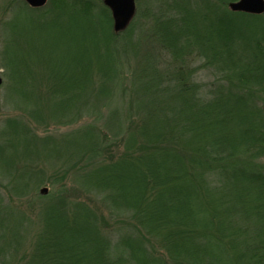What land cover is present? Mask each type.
<instances>
[{
	"label": "trees",
	"instance_id": "obj_1",
	"mask_svg": "<svg viewBox=\"0 0 264 264\" xmlns=\"http://www.w3.org/2000/svg\"><path fill=\"white\" fill-rule=\"evenodd\" d=\"M177 1L153 19L156 47L170 61L142 70L151 81L141 121L119 157L96 162L83 178L90 189L107 191L112 206L132 211L143 234L114 242L88 206L62 197L45 208L25 264H264V13L232 11L236 0H194L185 21ZM97 6L93 0L15 6L3 25L1 61L19 97L30 98L26 86L37 67L46 69L62 112L90 87L110 96L119 76L116 43L133 24L115 32L110 8ZM22 11L42 29L24 37L13 30ZM96 12L109 22L105 54L98 50L102 27L78 19ZM168 13L175 17L164 19ZM195 58L214 75L204 90L196 68H188ZM82 137L90 155L99 150L100 157L95 132Z\"/></svg>",
	"mask_w": 264,
	"mask_h": 264
},
{
	"label": "rangeland",
	"instance_id": "obj_2",
	"mask_svg": "<svg viewBox=\"0 0 264 264\" xmlns=\"http://www.w3.org/2000/svg\"><path fill=\"white\" fill-rule=\"evenodd\" d=\"M22 1L0 0V264L26 263L43 226L45 208L62 197L68 203L88 206L96 214L102 233L111 235L114 242L122 235L143 234L132 211L112 206L107 191L90 189L83 178L96 162L111 161L125 151L126 140L141 121V105L148 99L144 86L151 77L144 76L142 70L151 73L154 67L164 69L170 61V54L156 47L152 26L154 17L174 0H135L136 13L130 23L133 27L121 34L116 43L119 76L111 85L110 96H100L98 87L93 86L72 108L62 112L46 69L37 67L32 84L26 86L31 96L23 100L1 61L2 40L6 37L3 25ZM191 2L194 0L177 1L184 8L180 16L185 21L192 18ZM93 3L97 8L104 0ZM28 13L19 14V24L13 29L21 31L23 37L42 29L40 24L29 23L25 16ZM171 14L164 19L175 17ZM78 19L85 25L92 22L102 27L98 50L104 52L109 30L107 17L96 12L91 19ZM202 65L203 60L195 58L188 68H196L197 82L204 90V84L213 81L214 75ZM87 129L95 132V139L103 146L100 157L99 150L94 156L87 151L82 137ZM12 137L17 142L14 146ZM139 143L135 150H140ZM26 167L33 169V174L26 172ZM43 188L47 190L42 192ZM154 245L159 252L157 243Z\"/></svg>",
	"mask_w": 264,
	"mask_h": 264
},
{
	"label": "water",
	"instance_id": "obj_3",
	"mask_svg": "<svg viewBox=\"0 0 264 264\" xmlns=\"http://www.w3.org/2000/svg\"><path fill=\"white\" fill-rule=\"evenodd\" d=\"M33 7H41L48 0H26ZM104 4L108 6L113 16V28L115 32L125 30L132 21L136 13L135 0H104ZM232 11H243L254 14L264 13V0H236L229 3ZM2 76L0 75V84H2ZM46 188L42 189L46 191Z\"/></svg>",
	"mask_w": 264,
	"mask_h": 264
}]
</instances>
